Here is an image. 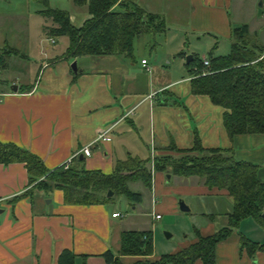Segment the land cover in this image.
Instances as JSON below:
<instances>
[{"label":"crops","instance_id":"obj_1","mask_svg":"<svg viewBox=\"0 0 264 264\" xmlns=\"http://www.w3.org/2000/svg\"><path fill=\"white\" fill-rule=\"evenodd\" d=\"M128 1L160 15L166 24L174 21L186 35L198 37L206 56L229 55L233 29L243 26L251 45L264 47V0H184L183 21L169 18L173 6L169 0ZM78 8L84 11L81 27L90 16L86 6ZM74 20L71 15L73 24ZM156 35L137 38L131 58L68 56L67 38V48L46 56L35 84L13 81L9 87L0 79V142L31 151L51 171L72 160L70 167L79 171L111 175L118 161H147L151 187L135 181L129 183L131 191L140 193L134 189L145 186L155 204L158 195L170 193L169 205L167 197L161 205L164 210L174 206L182 212L181 198L190 209L182 213L194 220L191 234L166 253L174 254L197 242L195 230L206 237L227 227L233 199L226 189L209 188L198 177L155 171V159L162 154L177 155L169 148L172 144L180 150L193 148L198 137L204 148L230 149L237 161L257 165L258 179L264 183V134L231 139L224 126L225 110L208 96L192 93V76L185 61L188 54L165 51L160 56ZM8 46L2 41L0 50ZM8 59L0 57V77ZM74 62L77 72L72 69ZM85 148L91 149L90 156L84 155ZM30 188L25 164H0V264H113L109 258L120 264H144L166 255L156 254L154 235L147 224L127 228L124 219L128 215L112 210L113 200L70 205L62 190H36L25 196ZM139 210L135 206L131 217H141ZM117 213L120 216L114 217ZM158 216L156 220H161ZM130 231L152 233L153 255L120 254L121 236ZM243 238L256 243L257 248L251 252L243 247ZM215 254L216 264H264V223L254 218L242 220L217 245Z\"/></svg>","mask_w":264,"mask_h":264},{"label":"trees","instance_id":"obj_2","mask_svg":"<svg viewBox=\"0 0 264 264\" xmlns=\"http://www.w3.org/2000/svg\"><path fill=\"white\" fill-rule=\"evenodd\" d=\"M75 5L86 6L89 18L81 27L75 26L67 11L47 8L41 14L52 20L48 33L67 37V55L72 57L125 55L133 56L134 43L146 34L166 31V23L158 14L146 12L131 1L74 0ZM118 9H115L116 7ZM17 55V54H15ZM210 67L194 56L188 64L194 95L208 96L212 103L222 107L223 121L231 139L240 135L264 134V47L248 41L245 26L233 29L232 48L227 56L209 54ZM170 150L179 156L163 155L155 159V171L169 172L182 178L198 177L209 188L226 189L233 199L229 224L210 236L195 230L197 242L174 254L163 255L159 261L144 264H216L217 245L227 239L246 218L264 223V183L258 179L257 165L237 161L232 150L204 148L196 137L193 148L180 150L174 144ZM193 152L198 155L192 156ZM23 163L29 174L30 190H62L65 203L70 205H100L113 200L109 191L126 197L132 204L141 201V195L131 191L129 183L141 181L151 187L152 173L148 162L137 158L118 161L111 175L101 171H79L66 164L49 170L31 151L15 144L0 142V164ZM243 247L249 251L256 243L243 238ZM154 253L151 232H124L120 254L123 256H151ZM109 261L120 264L119 260Z\"/></svg>","mask_w":264,"mask_h":264},{"label":"rangeland","instance_id":"obj_3","mask_svg":"<svg viewBox=\"0 0 264 264\" xmlns=\"http://www.w3.org/2000/svg\"><path fill=\"white\" fill-rule=\"evenodd\" d=\"M169 1L173 5L172 12L168 15L169 18L174 16L182 20L186 15L185 1ZM47 8L69 12L75 16V26L81 25L84 17V11L75 6L73 0H0V43L6 41L9 45L3 51L0 50V57H9L8 67L3 68L0 79L3 78L7 81L9 87L13 81L18 85L28 84V82L35 84L45 58L67 48V37H54L48 33V27L53 25L52 20L41 14ZM166 26L168 29L166 34L155 36V42L158 44L157 54L161 56L165 51H169L171 54L185 52L188 54L187 57L196 54L202 59L208 58L204 53V44L198 40V37L191 34L186 35L185 31L178 28L174 21L168 22ZM146 55L150 60L149 53ZM3 64L7 65V62ZM163 66H166L165 63ZM191 155L196 156L198 153L193 152ZM134 191L140 192L142 198L140 203L131 205L126 197L116 194L111 203L112 210L121 212L124 216L128 215L124 219L127 228H136L139 226L138 224L142 223L147 224L154 235L156 254L160 256L170 253L174 247L185 240L186 234H191L194 221L192 216L180 212L174 206L166 207L164 210L161 205L166 197V203L169 205L170 193L165 192L158 195L157 204H155L152 201L151 190L145 186L141 185L140 189H134ZM173 196L175 197V195ZM180 201L181 198H179V204ZM156 205H158V209ZM135 206L140 209L139 213L142 218L131 217ZM156 215H159L161 220H156ZM167 234L172 237L167 238Z\"/></svg>","mask_w":264,"mask_h":264},{"label":"water","instance_id":"obj_4","mask_svg":"<svg viewBox=\"0 0 264 264\" xmlns=\"http://www.w3.org/2000/svg\"><path fill=\"white\" fill-rule=\"evenodd\" d=\"M192 60H193V56H188L187 57V60H186L187 64H189ZM72 69H73L74 72H77V70H78L77 62H74L73 63ZM13 91L14 92H17L18 91V87L17 86H14L13 87ZM113 196H114V193L112 191H109L108 194H107V197L108 198H112ZM180 210L182 212H189L190 211L189 207L186 206V204L184 203V201H180ZM170 237H171V235L170 234H167V238H170Z\"/></svg>","mask_w":264,"mask_h":264},{"label":"built area","instance_id":"obj_5","mask_svg":"<svg viewBox=\"0 0 264 264\" xmlns=\"http://www.w3.org/2000/svg\"><path fill=\"white\" fill-rule=\"evenodd\" d=\"M142 64H143V66L146 67V65H147V61H146V60H143V61H142ZM203 64H204L205 68L210 67V60L207 59V58L204 59ZM83 153H84L85 156H90V155H91V149H90V148H85L84 151H83ZM75 157H76V155L74 156V158H75ZM71 162H72V160H70V161L66 164V169H68V168L70 167ZM113 216H114V217H118V216H120V213L114 214ZM157 218H160V217L158 216Z\"/></svg>","mask_w":264,"mask_h":264}]
</instances>
